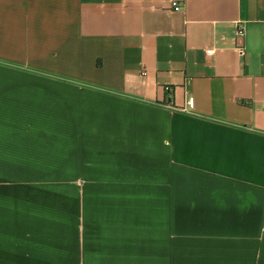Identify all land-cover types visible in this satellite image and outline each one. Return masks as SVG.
<instances>
[{
	"label": "crops",
	"instance_id": "crops-1",
	"mask_svg": "<svg viewBox=\"0 0 264 264\" xmlns=\"http://www.w3.org/2000/svg\"><path fill=\"white\" fill-rule=\"evenodd\" d=\"M0 264H264V0H0Z\"/></svg>",
	"mask_w": 264,
	"mask_h": 264
},
{
	"label": "rangeland",
	"instance_id": "rangeland-1",
	"mask_svg": "<svg viewBox=\"0 0 264 264\" xmlns=\"http://www.w3.org/2000/svg\"><path fill=\"white\" fill-rule=\"evenodd\" d=\"M66 186V180L63 179H38V203L50 201V198H52V201L65 204L66 203V194H58L49 196L44 194L46 190H60L62 191L63 188ZM53 187V189H52Z\"/></svg>",
	"mask_w": 264,
	"mask_h": 264
},
{
	"label": "built area",
	"instance_id": "built-area-1",
	"mask_svg": "<svg viewBox=\"0 0 264 264\" xmlns=\"http://www.w3.org/2000/svg\"><path fill=\"white\" fill-rule=\"evenodd\" d=\"M170 5H171V8H172L173 11H179L180 10L179 4L177 2H175V1H172ZM237 34L240 37L243 35V29H242L241 25L238 26ZM238 52H239L240 55L243 54V50H242V47L241 46L238 48ZM211 53H212V50L211 49L206 50V54L207 55H210ZM192 108H193V102H192V100L187 99L186 102H185V104H184V106L180 110L183 111V112H188Z\"/></svg>",
	"mask_w": 264,
	"mask_h": 264
}]
</instances>
